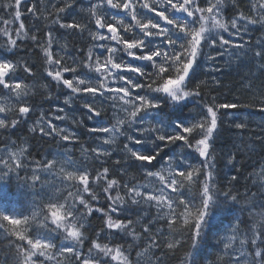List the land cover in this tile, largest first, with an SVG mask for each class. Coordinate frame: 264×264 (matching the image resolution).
<instances>
[{"label": "trees", "instance_id": "16d2710c", "mask_svg": "<svg viewBox=\"0 0 264 264\" xmlns=\"http://www.w3.org/2000/svg\"><path fill=\"white\" fill-rule=\"evenodd\" d=\"M120 2L122 3L123 0ZM133 2L139 3L142 0H133ZM147 2L156 7L158 11L165 7L164 0H147ZM173 2L176 3L179 0H173ZM197 2L200 7L208 6L207 0H197ZM9 3H14V0H0V21H9L8 25L0 23V56L12 59L14 55L18 54L19 57L25 59L29 66L36 65L33 68L34 77H28L22 73L20 75H22L23 85L31 88L27 103L35 102L37 107L27 117L26 122L20 120L19 114L14 111L20 106L17 103V98L10 96L6 90L0 89V107L6 109L5 113H0V119H5L6 122L13 119L20 121L15 129L11 127L7 130L0 129V158L12 165L13 161L9 159V153L16 152L21 147L27 149L21 158L23 168L8 172L7 178L0 181V210L9 214H16L18 218H22L19 216H28L29 226L25 234L35 238L32 225L41 221L43 215L40 212V204H33V197L37 195V192L24 183V178H30L33 175V170L38 166L36 162L42 164L45 158L52 160L56 158L57 152L68 151L69 156L78 163L87 160L90 171H103V167H108V179H116L119 184V187H113L110 195L124 197L125 203L119 205V208L133 209V211L125 212L120 216H112L113 220L125 219V217L133 220L132 229L127 233L117 234L107 231L104 228L107 217H101L98 213L93 214L87 221L91 224V228L85 232L86 236L92 241L100 243L102 247L108 246L121 250L120 257L113 264H186L188 259L190 264H237V258H239V264H256L254 255L256 247L261 249L262 258H264V244L257 241V244L253 246L251 243L256 232L261 233L262 238H264V143L260 142V137L264 136V112L259 110L260 105L257 103L259 100H264V94H262L264 75L260 72L264 60L256 59L252 55L255 51H264V48L258 47V45H264V0H223L221 15L217 17L218 19L230 24L232 18L242 14L248 20H256L257 23L248 26V35L243 38L248 41L245 49H237L239 55L226 56L224 60L219 61L221 70L218 73L208 71L210 65L207 60V50L205 49L200 53L190 78L192 82L199 79L206 81L205 85L202 86L204 100L201 96L193 95L177 102L172 100L167 93L151 92L148 94L152 99L159 101V107L141 113L140 118L142 120L151 122H146L143 125L144 128H154L161 124L166 131L172 132L178 130L179 124L188 125L190 122H198L204 112L203 103H210V96L217 98L216 103L235 102L247 105L240 109L221 110L220 115L223 124L215 132L213 146L210 148L212 153L210 159L214 163L208 165H202V157L199 153L195 149L187 147L183 142L169 144L167 147L159 141L155 144L147 141L140 145L131 143L128 137L135 135L136 138H142L134 132L136 125L129 126V118L121 106L123 102L114 103L107 95L95 100L77 98L71 106L75 111H71L69 108H65L63 113L53 111L54 106L63 107L62 101L65 95H70V92L67 89L56 87L54 82L46 77L48 66L42 53L36 51L30 38L32 35H36L37 39L43 43L47 33L51 32L54 37L52 47L54 59L64 57L67 66H71V56L75 49L94 46V42L89 38V32H96V28L91 24V18L88 16L91 5L87 0H33V3L37 4L38 10L36 16H32L26 12L27 6L22 3L20 7L21 20L25 24L24 30L28 32V36L18 38L15 35L18 22L13 21L10 15L11 9L6 7ZM93 3H99V0H93ZM211 3L215 4L216 0H211ZM66 4H73V8L58 14L56 10L65 7ZM97 14L103 15L105 22H109L110 13L106 9L97 10ZM118 14L124 15L123 13ZM176 15L184 18L183 13H176ZM121 18L117 16L116 20L119 21ZM57 19L61 23L76 20L82 25L86 24L87 28L82 34L74 30L59 29L58 25L54 23ZM123 19L129 27L135 23L128 18ZM137 19L142 23L148 19H153L156 22L153 16H145L144 11H141L139 7H137ZM117 26L120 27L119 24ZM5 28L8 29L12 39L18 40L19 49H27V51L9 52L6 50L8 37L3 35ZM120 35L124 39L133 37L132 32L125 34L122 31ZM138 37L139 33H136L133 38ZM225 38L228 37L225 35ZM108 46L112 47L114 43H109ZM106 55L101 56V60H104ZM114 60L124 63L131 62L122 53H118ZM134 63L135 66H140L139 63L141 62L135 61ZM144 65L147 66V62H144ZM76 67L79 70V65ZM177 67L179 65L169 68L173 76ZM52 70H55L54 66ZM147 71L151 72L152 70L147 69ZM212 76H215L220 82L219 86L212 83ZM65 78L70 79L72 76L66 74ZM87 79L91 81L90 86L95 87L98 83L94 73ZM135 82L143 83L144 81L134 80ZM107 86L114 88L124 85L109 79ZM129 91L133 94H144L139 89L130 88ZM32 92L36 93L35 97L31 95ZM49 93L53 100L51 103L44 102V98ZM85 102L92 103L97 110L102 112L103 116L88 120L86 118L87 110L79 107ZM41 112L44 114V119L66 115L65 120L53 119L52 123L58 129L65 130L61 135L72 134L74 142L65 144L59 137L49 138L40 135L39 132H32L31 129L38 126H44L45 131H47V127L40 117ZM241 119L243 120L240 121ZM119 120H123L124 124L117 125ZM38 121L40 122L39 125L37 124ZM236 122H245L246 128L243 130L236 129ZM102 125L108 127L117 125L115 142L104 146L112 155L107 158H100L101 161H104L103 165L96 161L92 155V149L97 147L99 141L111 139L113 134L96 133L93 135L88 131L90 128ZM146 135L151 138V134L146 133ZM200 138L202 137L195 132L189 137L193 144H195V140ZM125 145L127 148H136L149 155L159 150V154L147 165L148 168H140L136 164L125 165L124 161L128 159ZM169 158H172L171 162ZM116 160L121 161L119 166L114 163ZM186 164L191 167L185 168V171L207 167L213 173L210 188L214 191L215 199L201 234L194 245L192 239L194 229L191 227L195 222L194 218L189 215L187 217L189 224L183 223L184 217L180 214L185 210L178 204L177 198L171 193L167 194L168 199L173 201V211L176 214L175 224L170 232L165 219H161L168 212V209H157L154 202L144 203L143 200L138 205L130 204V197L125 187L142 184L146 186V189H141L142 192L156 195L160 188L159 178L147 176L146 173L159 172L167 180L172 178L177 166L183 167ZM61 168L64 169L63 172H61ZM6 171L7 169L0 163V172ZM74 171L76 168L68 166L63 157L57 160L53 170L55 176L59 177ZM36 174L41 176V180L46 185L57 184L58 187L65 190L64 195L67 194V190L76 192L74 185L77 182L75 181L59 184L53 174ZM202 182L203 175L200 176L198 183L194 182L191 185L185 183V188L190 189L188 195L185 196L189 203V212H195L200 206L199 189ZM105 186L104 182L101 181L99 187L92 188L99 201V203L92 204L93 207L103 208L109 204L101 191ZM225 193H231L237 199L232 200ZM41 194H45L43 190ZM84 198L89 199L88 194H84ZM44 202L47 203L46 200ZM34 213L36 220L32 221L31 217ZM125 222L127 221L125 220ZM18 227L21 231H25L24 225ZM145 227L148 228L147 233L143 230ZM158 229H163V231L158 234ZM7 232L8 228L0 227V264H5L3 257L7 255L11 240H15V237H8ZM96 232L100 233V236H96ZM45 234L51 233L46 231ZM51 235L57 242L63 240L60 232ZM149 236L155 237L160 245L159 248L151 246L152 241ZM176 240H180L181 244L168 250L167 243H174ZM242 240L246 241L243 247L240 244ZM225 245L228 247L225 248ZM89 247L91 244L86 240L84 242L85 250ZM11 251L14 253L15 250L11 249ZM52 252L54 255L56 254L55 249ZM115 254V252L112 253V255ZM189 254H191L190 257ZM160 257H163L162 261L159 260ZM57 259L62 260L63 258L57 256ZM7 264H16L15 259L8 258Z\"/></svg>", "mask_w": 264, "mask_h": 264}, {"label": "snow or ice", "instance_id": "6c2138e0", "mask_svg": "<svg viewBox=\"0 0 264 264\" xmlns=\"http://www.w3.org/2000/svg\"><path fill=\"white\" fill-rule=\"evenodd\" d=\"M87 2L91 5L88 12V16L91 18L90 22L96 28L95 33L89 32V38L94 42V46L75 49L71 56V66H67V61L64 57L54 59L52 52L54 37L51 32L47 33L43 43L37 39L36 35H32L30 38L33 45H35L36 51L42 53L48 66L46 77L54 82L56 87L67 89L70 92V95H65L62 101L63 107L54 106L52 110L63 113L65 108H69L71 111H75L71 106L77 98L95 100L98 97L103 98L107 95L114 103L117 101L123 102L121 106L127 113L129 126L136 125L134 132L142 138H136L135 135L128 137L129 141L134 145H140L146 141L155 144L159 141L163 142V145L167 147L169 144L183 142L187 147L193 148L199 153L202 157V165L214 163L210 159L212 155L210 148L213 146L215 132L223 124V119L220 115L221 110L240 109L247 105L235 102L216 103L217 98L210 96L211 102L203 103L204 112L198 122H190L188 125L179 124L178 130L172 132L166 131L161 124L154 128H144L143 125L146 122H151L142 120L140 118L141 113L159 107V101L152 99L148 94L151 92L167 93L172 100L177 102L193 95L201 96L204 100L202 86L205 85L206 81L199 79L192 82L190 78L200 53L205 49L207 50V60L210 65L208 71L218 73L221 70L219 61L224 60L226 56L239 55V52L236 51L237 49H245L248 41L243 38L248 35V26L255 25L257 21L248 20L242 14L232 18L230 24L218 19L217 17L221 15L223 0H216L215 4L211 3V0H207V7H200L197 0H179L176 3L173 0H164L165 7L159 11L156 7L149 4L147 0H142L139 3H134L133 0H123L122 3L120 0H115V2L114 0H99V3L87 0ZM22 3L27 6L26 12L32 16H36L38 10L37 4L33 3V0H14V3L6 5L7 8L11 9L10 15L13 21L18 22V28L15 31V35L18 38L28 36V32L24 30L25 24L21 20L22 12L20 7ZM137 7L144 11L145 16H153L156 22L153 19H148L143 23L138 20ZM72 8L73 4H66L65 7L58 8L56 11L58 14L65 13ZM105 9L110 13L108 16L109 22L107 23L103 15L97 14V10L103 11ZM118 13H123L124 15H119ZM176 13H183L184 18L177 16ZM117 16L122 18L117 21ZM123 18L134 21V25L129 27L124 23ZM238 21L240 22L239 24ZM0 23L8 25L9 21L4 20L0 21ZM54 23L58 25L59 29L74 30L80 34L87 28L86 24L82 25L76 20L61 23L57 19ZM133 29H135V32H133ZM122 31L125 34L132 32L133 37H135L136 33H139V37L124 39L120 35ZM3 35L8 37L7 51H27V49H19L18 40L11 38L7 28H5ZM225 35L228 37L227 39ZM109 43H114V46L109 47ZM258 47L264 48V45H258ZM118 53L128 57L131 62H116L114 57ZM105 54H107L105 59L101 60L100 57ZM252 55L256 59L264 60V51H255ZM135 61L141 62L139 63L140 66H135ZM144 62H147V66L144 65ZM76 65H79V70ZM175 65H179V67L175 68V75L173 76L169 68ZM35 66V64L29 66L25 59L19 57L18 54L14 55L12 59L0 56V89L6 90L10 96L17 98V103L20 106L15 108L14 111L19 114L20 120H25V122L30 113L36 110L37 104L35 102L27 103L31 88L23 85L22 75L20 74L34 77L33 68ZM53 66L55 70H52ZM147 69L152 71L149 72ZM260 72L264 75V65H261ZM93 73L98 81L95 87L90 86L91 81L87 79ZM66 74H70L72 78H65ZM109 79L113 82L118 81L124 86L109 88L107 86ZM211 79L213 84L219 86L220 82L215 76H212ZM134 80L144 82L134 83ZM130 88L139 89L144 94H133L129 91ZM262 94H264V91H262ZM31 95L35 97L36 93L32 92ZM56 99L59 98L56 97ZM52 100L53 97L50 93L44 98V102L51 103ZM257 103L260 105L259 110L264 112V100H259ZM79 107L87 110L86 118L88 120L103 116L102 112L97 110L92 103L85 102ZM5 111L4 107H0V113H5ZM40 117L43 124L47 127V131H45L44 126H38L33 127L31 129L32 132H39L40 135L49 138L59 137L65 144L74 142L72 134L61 135L65 130L58 129L52 123L53 119L65 120L67 118L66 115H57L44 119V114L41 112ZM19 122V120L15 119L10 122L0 119V129L7 130L9 127L15 129ZM73 122L75 123L76 121ZM39 123L38 121L37 124L39 125ZM123 124V120L117 121V125ZM117 125L112 127L102 125L88 129L93 135L96 133L113 134L111 139L99 141L97 147L92 149V155L101 165L104 163V161L100 160L101 157L107 158L112 155L104 146L115 142ZM235 128L243 130L246 128V124L245 122H236ZM194 132L202 137L195 140V144L191 143L189 139ZM146 133L151 134V138ZM260 142L264 143V136L260 137ZM125 148L127 149L128 159L124 161V164H136L140 168H148L147 165L159 154V150L149 155L136 148H127V145H125ZM26 151L27 149L21 147L18 151L9 153V159L13 161L12 165L0 158V163L7 169L6 172H0V181L7 178L8 172L23 168L21 158ZM55 157L52 160L45 158L42 164L36 162L38 166L33 170V175L30 178H24V183L37 192V195L33 197V204H40V212L43 215L41 221L32 225L35 238L25 234L29 226L28 216H19L22 218H18L16 214H9L0 210V227L8 228V237H15V240L10 242L7 255L3 257L5 264H7V260L10 257L15 259L16 264H38V262L39 264H113L120 257L121 250L108 246L102 247L100 243H96L86 236L85 232L91 228V224L87 223V221L96 213L101 217H107L104 225L107 231L120 234L127 233L132 229V219L127 217L125 219H112L113 215L120 216L125 212L133 211L132 208L118 207L119 205H124V197L119 195L113 197L110 195L114 186L119 187L118 181L116 179H108V167H103V171H90L87 166V160L83 163H78L69 156L68 151L57 152ZM61 157H63L68 166L76 168V171L68 172L63 177L55 176L53 170L57 160ZM171 160L172 158H169L170 162ZM114 163L119 166L121 161L116 160ZM190 167L188 164L183 167L177 166L172 178L167 180L159 172H147V176L159 178L160 188L156 195L142 192L141 189H146V186L142 184L125 187L130 197V204L138 205L143 200L144 203L154 202L157 209L167 208L168 212L161 219H165L170 232L175 224L176 214L173 211V201L168 199L167 194L171 193L177 198L178 204L185 210L180 214L184 217L183 223L185 225L189 224L187 219L189 215L194 218L195 222L191 226L194 229L192 235L194 245L209 215L215 194L210 188L213 180L212 171L207 167L185 171V168ZM63 171L64 169L61 168V172ZM36 173L53 174L59 184L75 181L77 182L74 185L76 192L73 193L71 190H67V194L64 195L65 190H62L57 184L46 185L41 180V176ZM201 175H203V182L199 189L201 203L195 212H189V203L186 201L185 196L188 195L190 189L185 188V183L189 185L194 182L198 183ZM101 181L106 185L101 191L109 201V204L103 208L93 207L92 204L99 203V201L92 188L99 187ZM37 185H39V188H37ZM42 190L45 194H41ZM84 194H88L89 199L86 200ZM225 194L232 200L237 199L231 193ZM77 197L79 198L77 199ZM45 200L47 203L44 202ZM31 220H36L35 213L32 215ZM4 222L7 223L5 224ZM21 225L25 226V231L20 230L18 226ZM143 230L145 233L148 232L147 227ZM46 231L51 234L60 232L63 240L57 242L51 234L46 235ZM162 231L163 229L157 230L158 234ZM95 235L100 236V233L96 232ZM133 239H135V236H133ZM149 239L152 241V247H160L155 237L149 236ZM86 240L91 244V247L87 248V250L84 248ZM257 241L264 244V238L259 232L254 233L251 240L252 245L255 246ZM245 243L246 241L243 240L240 242L242 247ZM180 244V240H176L174 243H167V249L171 250ZM227 247L228 245H225V248ZM11 249L15 250L14 253ZM53 249L56 250L55 255L52 252ZM113 252L116 254L112 255ZM254 255L256 264H264L260 248H255ZM57 256L63 259L58 260ZM159 260L162 261L163 257H160ZM186 264H190L189 259ZM237 264H239V258H237Z\"/></svg>", "mask_w": 264, "mask_h": 264}]
</instances>
